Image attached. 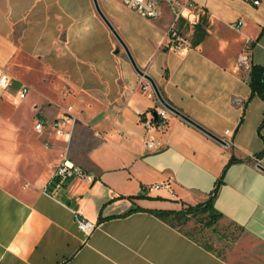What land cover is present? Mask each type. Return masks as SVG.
<instances>
[{"label": "crops", "instance_id": "1", "mask_svg": "<svg viewBox=\"0 0 264 264\" xmlns=\"http://www.w3.org/2000/svg\"><path fill=\"white\" fill-rule=\"evenodd\" d=\"M97 1L162 97L231 142L169 109L166 128L144 126V113L166 107L152 85L142 88L148 79L94 0H0V74L20 84L0 95L11 113L0 114V165L24 150V172L37 179L23 195L0 182V264H264V100L249 80L252 65L264 66V0H193L175 23L180 50L164 44L165 5L151 18ZM68 106L75 120L60 126L70 137L51 126ZM65 157L94 180L53 178ZM210 199L236 232L224 251L158 213ZM77 209L97 223L90 235Z\"/></svg>", "mask_w": 264, "mask_h": 264}, {"label": "built area", "instance_id": "2", "mask_svg": "<svg viewBox=\"0 0 264 264\" xmlns=\"http://www.w3.org/2000/svg\"><path fill=\"white\" fill-rule=\"evenodd\" d=\"M120 1H122L127 6L133 8L140 14L151 18L159 17L162 14L163 6L165 5L172 13L173 20L167 32V36H168L167 43L164 44L165 46H168L173 50H180L185 46L186 37L182 33L176 31L175 23L180 17L187 16L183 12L185 7H190L191 9L195 8L196 3L193 0H120ZM248 1H252L255 4H259L260 2V0H248ZM241 24L242 21H238L234 25L236 27H240ZM249 60H250L249 53L243 52L239 55V61L241 63L248 64ZM12 80L13 77L8 72L3 71L0 74V95H2L4 91H6V89L10 86ZM142 88L145 90L151 88L150 82L146 80L143 83ZM28 91H29V85L23 84L19 94L20 97L25 98ZM169 117H170V112L167 108L156 106L153 107L152 109H149L146 113L142 115L141 122L148 130L154 126L158 127L159 129H164L168 125ZM71 120L74 121L75 117L72 114L71 106H68V108L64 111V113L61 114L59 117H57L51 123V126L55 128L57 132L65 133L67 134L68 137H70L71 132H68L63 127H61L60 122L71 121ZM45 122L46 121L43 118L41 117L37 118L35 129L38 132H42L44 130ZM225 132L228 134L229 130L226 129ZM223 140L228 145L231 142L229 139H223ZM146 144L148 147H152L154 145V142L152 140H148ZM72 177H82L89 181L94 180V177L91 174H89L87 171H85L81 166L74 163L69 158L65 157L57 166L53 178L57 179L59 182H63ZM159 186L160 185H155V187H159ZM74 212L80 230L85 235H90L97 227V223L86 218L79 209L75 210Z\"/></svg>", "mask_w": 264, "mask_h": 264}, {"label": "rangeland", "instance_id": "3", "mask_svg": "<svg viewBox=\"0 0 264 264\" xmlns=\"http://www.w3.org/2000/svg\"><path fill=\"white\" fill-rule=\"evenodd\" d=\"M108 3L116 6L111 0ZM19 85L17 81H13L11 87L16 90ZM1 113L11 115L8 110L5 111L4 109L0 110ZM16 155V161L12 165H0L2 167L0 182L12 192L23 195L32 186H35L37 179L35 175L24 172V150L18 151ZM214 219L215 216L205 212L188 218H174V222L202 243L224 251V241L235 238L236 232L229 226H221L219 218L216 221H213ZM212 221L215 224V228L212 227V224H208L209 222L212 223Z\"/></svg>", "mask_w": 264, "mask_h": 264}, {"label": "trees", "instance_id": "4", "mask_svg": "<svg viewBox=\"0 0 264 264\" xmlns=\"http://www.w3.org/2000/svg\"><path fill=\"white\" fill-rule=\"evenodd\" d=\"M249 80L252 89L251 96L257 94L264 100V66L258 64L252 65ZM263 124H264V117L261 125ZM205 212H209L211 213V215L215 216V219L213 221H216L218 218L221 217V213L218 212L215 209V207L212 205L211 199L196 205L188 204L186 205V207H184V209L180 211H168V210L158 211L159 215L163 218H168L173 215L172 217L173 220L174 218H181V217L188 218ZM213 221L212 223L209 222L208 224L213 225Z\"/></svg>", "mask_w": 264, "mask_h": 264}, {"label": "water", "instance_id": "5", "mask_svg": "<svg viewBox=\"0 0 264 264\" xmlns=\"http://www.w3.org/2000/svg\"><path fill=\"white\" fill-rule=\"evenodd\" d=\"M95 6L97 8V11L99 12V14L102 16V18L106 21V23L109 25L110 29L113 31V33L115 34V36L117 37V39L120 41L121 45L123 46V48L125 49L130 61L132 62L134 68L136 69V71L140 74V75H144L150 82L151 85L158 97V99L160 100V102L167 108L169 109L171 112L183 117L184 119H186L187 121L191 122L192 124L196 125L197 127H199L200 129H202L203 131H205L206 133H208L209 135H211L212 137H214L215 139H217L218 141L222 142V143H226L221 137L215 135L214 133H212L211 131H209L208 129H206L205 127H203L202 125L198 124L197 122H195L194 120H192L190 117H188L187 115H185L184 113H182L179 109H177L176 107L170 105L161 95L156 83L154 82V80L149 76L146 75V73L144 72L143 69L139 68L138 65L136 64V61L134 60V57L132 56L128 46L126 45V43L124 42V40L121 38V36L119 35V33L116 31V29L114 28V26L112 25V23L110 22V20L106 17V15L103 13V11L101 10L98 1L94 0ZM261 168L264 169L263 166H261Z\"/></svg>", "mask_w": 264, "mask_h": 264}]
</instances>
